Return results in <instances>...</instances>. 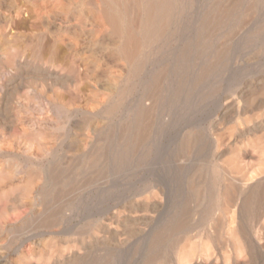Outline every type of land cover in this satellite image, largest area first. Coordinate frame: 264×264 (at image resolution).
I'll list each match as a JSON object with an SVG mask.
<instances>
[{
	"label": "rangeland",
	"instance_id": "1",
	"mask_svg": "<svg viewBox=\"0 0 264 264\" xmlns=\"http://www.w3.org/2000/svg\"><path fill=\"white\" fill-rule=\"evenodd\" d=\"M222 1L174 92L129 79L84 0H0V264H264V0Z\"/></svg>",
	"mask_w": 264,
	"mask_h": 264
},
{
	"label": "bare ground",
	"instance_id": "2",
	"mask_svg": "<svg viewBox=\"0 0 264 264\" xmlns=\"http://www.w3.org/2000/svg\"><path fill=\"white\" fill-rule=\"evenodd\" d=\"M16 1V0H15ZM44 1V0H43ZM59 1V0H58ZM62 1V0H61ZM65 1V0H64ZM74 1V0H73ZM199 0H84L86 8L78 9L76 15L80 20L88 18L92 23L95 38L109 39L113 51L128 68V76L131 81L136 77L142 78L148 85H158L163 79L169 80L174 92L180 90L189 81L193 86L200 77L201 72H196L197 63H194L192 51L199 50L202 40L208 37L211 31L213 11L215 13L216 0H205L200 4ZM222 1V0H221ZM235 1V0H234ZM20 2V1H19ZM23 2V1H22ZM21 2V3H22ZM55 2V1H54ZM71 2V1H70ZM77 2V1H76ZM223 2V1H222ZM17 3V2H16ZM37 3V2H35ZM233 3V2H232ZM11 4V3H10ZM23 4V3H22ZM30 4V3H29ZM58 4V3H57ZM70 4V3H69ZM53 5V4H52ZM224 5V4H223ZM222 5V6H223ZM241 5V4H240ZM48 6V5H47ZM62 6V5H61ZM67 6V5H66ZM243 6V4H242ZM248 6V4H247ZM3 7V6H2ZM22 7V5L20 6ZM35 7V6H34ZM43 7V6H41ZM235 7V5L233 6ZM231 7L226 13L232 11ZM240 7V6H239ZM5 8V7H4ZM63 8V7H62ZM247 8V7H246ZM18 9V8H17ZM33 9V8H32ZM44 9V8H43ZM58 9V8H56ZM220 9V8H219ZM7 10V9H6ZM66 10V8H65ZM69 10V9H68ZM221 10V9H220ZM240 10V9H239ZM39 11V9H38ZM61 11V10H60ZM59 11V12H60ZM225 11V10H224ZM241 11V10H240ZM246 11V9H245ZM244 11V12H245ZM63 12V11H62ZM68 12V11H67ZM221 12V11H220ZM247 12V11H246ZM22 13V12H21ZM61 13V12H60ZM75 13V12H74ZM6 14V13H4ZM240 14V13H238ZM1 15V14H0ZM15 15V14H14ZM21 15V14H20ZM64 15V14H63ZM68 15V14H67ZM218 15V14H217ZM223 15V14H222ZM234 15V14H233ZM246 15V13H245ZM9 16V15H8ZM40 16V15H39ZM38 16V18H40ZM44 16V15H43ZM220 16V14H219ZM235 16V15H234ZM237 16V15H236ZM243 16V15H242ZM5 17V16H4ZM10 17V16H9ZM19 17V16H18ZM31 17V16H30ZM50 17V16H49ZM63 17V16H62ZM77 17V16H76ZM221 17V16H220ZM225 17V16H223ZM221 19H224V18ZM244 17V16H243ZM1 18V17H0ZM7 18V17H6ZM16 18V17H15ZM53 18V17H52ZM51 18V19H52ZM57 18V17H56ZM59 18V17H58ZM61 18V17H60ZM65 18V17H64ZM41 19V18H40ZM48 19V18H47ZM220 19V20H221ZM231 19V18H230ZM229 19V20H230ZM233 19V18H232ZM231 19V20H232ZM9 20V19H8ZM33 20V19H32ZM57 20V19H56ZM216 20V19H215ZM235 20V19H234ZM13 21V20H12ZM35 21V20H34ZM42 21V20H41ZM44 21V20H43ZM67 21V20H66ZM72 21V20H71ZM218 21V19H217ZM45 22V21H44ZM47 22V21H46ZM49 22V21H48ZM47 22V24H48ZM51 22V21H50ZM56 22V21H55ZM64 22V21H63ZM234 22V21H233ZM232 22V23H233ZM4 23V22H3ZM13 23V22H12ZM11 23V24H12ZM32 23V22H31ZM69 23V22H68ZM215 23V21L213 22ZM218 23V22H217ZM9 24V23H7ZM14 24V23H13ZM62 24V23H61ZM81 24V23H80ZM222 24V23H221ZM49 25V24H48ZM55 25V24H52ZM69 25V24H68ZM225 25V24H224ZM233 25V24H232ZM231 25V26H232ZM16 26V25H15ZM32 26V24H31ZM59 26V25H58ZM89 26V23H88ZM230 26V27H231ZM18 27V26H17ZM43 27V25H42ZM61 27V26H60ZM82 28V27H81ZM80 28V29H81ZM219 28V27H218ZM235 28V27H234ZM14 29V27H13ZM89 29V28H88ZM91 29V27H90ZM89 29V30H90ZM217 29V28H216ZM215 29V31H216ZM2 30V29H1ZM48 30V29H47ZM58 30V29H57ZM213 30V29H212ZM224 30V29H222ZM12 31V30H11ZM49 31V30H48ZM53 31V30H52ZM81 31V30H80ZM194 31V32H193ZM20 32V31H18ZM41 32V31H40ZM26 33V32H25ZM28 33V32H27ZM56 33V32H55ZM68 33V32H66ZM82 33V32H80ZM86 33V32H85ZM242 33V32H241ZM24 34V32H23ZM84 34V33H82ZM64 35V34H63ZM220 35V34H219ZM224 35V34H222ZM1 36V35H0ZM13 36V35H12ZM76 36V35H74ZM87 38V35H85ZM17 37V36H16ZM20 37V36H19ZM30 37V36H29ZM32 38V37H31ZM209 38V37H208ZM4 39V38H3ZM10 39V38H8ZM36 39V38H35ZM41 39V38H40ZM37 40V39H36ZM57 40V39H56ZM63 40V39H62ZM67 40V39H66ZM83 40V38H82ZM5 41V40H4ZM9 41V40H8ZM13 41V40H12ZM17 41V40H16ZM14 41V42H16ZM22 41V40H21ZM25 41V40H24ZM69 41V40H68ZM86 41V39H84ZM83 41V42H84ZM34 42V41H33ZM51 42V41H50ZM79 42V41H78ZM219 42V41H218ZM18 43V42H17ZM97 43V42H96ZM104 43V42H103ZM222 43V42H221ZM32 44V43H30ZM37 44V42H36ZM39 44V43H38ZM46 44V43H45ZM50 44V43H49ZM80 44V43H79ZM105 44V43H104ZM10 45V44H8ZM68 45V44H67ZM75 45V44H74ZM13 46V45H11ZM76 46V45H75ZM83 46V45H82ZM104 46V45H103ZM223 47V45H221ZM38 47V46H37ZM70 47V46H69ZM79 47V46H78ZM99 47H101L99 45ZM229 47V46H228ZM16 48V47H15ZM18 48V47H17ZM16 48V49H17ZM33 48V47H32ZM53 48V47H52ZM219 48V47H218ZM41 49V48H40ZM110 49V48H109ZM229 49V48H228ZM15 50V49H14ZM36 50V49H35ZM44 50V49H43ZM68 50V48H67ZM74 50V49H73ZM221 50V49H220ZM227 50V49H226ZM225 50V51H226ZM13 51V50H12ZM31 51V50H30ZM52 51V50H51ZM75 51V50H74ZM80 51V50H79ZM106 51V50H104ZM16 52V51H15ZM34 52V51H33ZM36 52V51H35ZM95 52V51H94ZM40 53V52H39ZM75 53V52H74ZM98 53V52H97ZM101 53V52H100ZM38 54V53H37ZM51 54V53H50ZM105 54V52H104ZM216 54V52H215ZM13 55V54H12ZM35 55V53H34ZM97 55V54H95ZM17 56V55H16ZM24 56V55H23ZM42 56V55H41ZM72 56V55H71ZM70 56V57H71ZM215 56V55H214ZM224 56V55H223ZM69 57V56H68ZM69 57V58H70ZM73 57V56H72ZM95 57V56H94ZM17 58V57H16ZM213 58V57H212ZM29 59V58H28ZM196 59V57H195ZM222 59V57H221ZM14 60V58H13ZM216 60V59H215ZM120 61V62H121ZM13 62V61H12ZM20 62V61H19ZM119 62V61H118ZM211 62V61H210ZM209 62V63H210ZM216 62V61H215ZM17 63V62H16ZM15 63V64H16ZM76 63V62H75ZM122 63V62H121ZM19 64V63H18ZM79 64V63H78ZM208 64V63H206ZM212 64V63H211ZM210 64V65H211ZM20 65V64H19ZM58 65V64H57ZM107 65V64H106ZM243 65V64H242ZM78 66V65H77ZM124 66V65H123ZM150 66V67H149ZM207 66V65H205ZM1 67V66H0ZM20 67V66H19ZM104 67V66H103ZM107 67V66H106ZM202 67V66H201ZM209 67V66H208ZM108 68V67H107ZM207 68V67H206ZM1 69V68H0ZM4 69V68H3ZM120 69V68H119ZM124 69V68H123ZM205 69V67H204ZM203 69V70H204ZM6 70V69H5ZM14 70V69H13ZM12 70V71H13ZM126 70V69H125ZM210 70V68H209ZM7 71V70H6ZM120 71V70H119ZM191 71L195 75L192 79L186 78ZM15 72V71H14ZM62 72V71H61ZM123 72V71H122ZM2 72H0L1 74ZM8 73V72H7ZM30 73V72H29ZM121 73V72H120ZM205 73V72H204ZM28 74V73H27ZM67 74V73H66ZM226 74V73H225ZM6 75V74H5ZM8 75V74H7ZM25 75V74H24ZM35 75V74H33ZM82 75V74H81ZM91 75V74H90ZM97 75V74H96ZM21 76V75H20ZM19 76V77H20ZM41 76V75H40ZM39 76V77H40ZM92 76V75H91ZM87 77V76H86ZM104 77V76H102ZM108 78V76H106ZM105 77V78H106ZM116 77V76H115ZM203 77V76H202ZM3 78V76H2ZM57 78V77H56ZM110 78V77H109ZM117 78V77H116ZM205 78V77H204ZM26 79V78H25ZM62 79V78H61ZM81 79V78H80ZM93 79V78H92ZM200 79V78H199ZM203 79V78H202ZM69 80V79H68ZM72 80V79H71ZM56 81V80H55ZM54 81V82H55ZM118 81V80H117ZM19 82V81H18ZM63 82V81H62ZM66 82V81H65ZM71 81H68L70 83ZM103 82V81H102ZM141 82V81H140ZM15 83V82H14ZM77 84V83H76ZM94 84V83H93ZM61 85V84H60ZM118 85V84H117ZM69 86V84H68ZM72 86V85H71ZM91 86V85H90ZM16 87V86H15ZM157 87V86H156ZM159 87V86H158ZM157 87V88H158ZM1 88V87H0ZM138 88V87H136ZM141 88V87H140ZM59 89V88H58ZM57 89V90H58ZM65 89V88H64ZM241 89V88H240ZM2 90V89H1ZM0 90V92H1ZM13 90V89H12ZM46 90V89H45ZM54 90V89H53ZM67 90V89H66ZM77 90V89H76ZM139 90V89H138ZM153 90V89H152ZM160 90V89H157ZM33 91V90H32ZM114 91V90H113ZM148 91V90H147ZM146 91V92H147ZM247 91V90H246ZM11 92V91H10ZM56 92V91H55ZM9 93V92H8ZM37 93V92H36ZM64 93V92H63ZM75 93V92H74ZM82 93V92H80ZM85 93V92H84ZM106 93V92H104ZM161 93V92H160ZM187 93V92H186ZM83 94V93H82ZM110 94V93H109ZM232 94V93H231ZM50 95V94H49ZM53 95V94H52ZM68 95V94H67ZM79 95V94H78ZM89 95L90 92H89ZM237 95V94H236ZM246 95V94H245ZM39 96V95H37ZM54 96V95H53ZM84 96V95H82ZM140 96V95H139ZM145 96V95H144ZM155 96V95H154ZM85 97V96H84ZM88 97V96H87ZM86 97V98H87ZM152 97V95H151ZM258 97V96H257ZM26 98V97H25ZM73 98V97H72ZM92 98V96H91ZM110 98V97H109ZM160 98V97H159ZM227 99V98H226ZM225 99V100H226ZM240 99V98H239ZM44 100V99H43ZM49 100V99H48ZM73 100V99H72ZM157 100V99H156ZM160 100V99H159ZM163 100V99H162ZM223 100V99H222ZM61 101V100H60ZM59 101V102H60ZM96 101V100H95ZM122 101V100H121ZM18 102V100H17ZM21 102V101H19ZM74 102V101H73ZM76 102V101H75ZM148 102H150L148 100ZM229 102V101H227ZM34 103V102H33ZM51 103V102H50ZM78 103V102H77ZM114 103V102H113ZM152 103V101L150 102ZM154 103V102H153ZM156 103V102H155ZM237 103V102H236ZM18 104V103H17ZM69 104V103H68ZM100 104V103H99ZM225 104V102H224ZM143 105V104H142ZM151 105V104H150ZM149 105V106H150ZM207 105V104H206ZM253 105V104H252ZM4 106V104H3ZM51 106V105H50ZM122 106V105H121ZM126 106V105H125ZM138 106V105H137ZM146 106V105H145ZM180 106V105H179ZM238 106V105H237ZM62 107V106H61ZM81 107V106H80ZM152 107V106H151ZM66 108V107H65ZM76 108V107H75ZM98 108V107H97ZM103 108V107H102ZM126 108V107H125ZM141 108V107H140ZM150 108V107H149ZM234 108V107H233ZM236 108V107H235ZM19 109V108H18ZM17 109V110H18ZM83 109V108H82ZM160 109V108H159ZM251 109V108H249ZM264 109V108H263ZM39 110V109H38ZM68 110V109H67ZM71 110V109H70ZM85 110V109H83ZM140 110V109H139ZM150 110V109H149ZM234 110V109H232ZM259 110V109H258ZM261 110V109H260ZM55 111V110H54ZM97 111V110H96ZM108 111V110H107ZM119 111V110H118ZM146 111V110H145ZM144 111V112H145ZM152 111V110H151ZM161 111V110H160ZM252 111V110H251ZM249 111V113H251ZM91 112V111H90ZM106 112V111H105ZM143 112V114H144ZM150 112V111H149ZM165 112V111H164ZM221 112V111H220ZM219 112V113H220ZM264 112V111H263ZM124 113V112H123ZM140 113V111L138 112ZM169 113V112H168ZM166 113V114H168ZM198 113V112H197ZM254 113V112H253ZM262 113V112H261ZM45 114V113H43ZM47 114V113H46ZM95 114V113H94ZM149 114V113H148ZM170 114V113H169ZM239 114V113H238ZM77 115V114H76ZM80 115V114H79ZM151 115V114H150ZM255 115V113L253 114ZM17 116V115H16ZM48 116V115H47ZM97 116V115H96ZM148 116V115H147ZM42 117V116H41ZM57 117V116H56ZM139 117V116H137ZM225 117V115H224ZM256 117V116H255ZM31 118V117H29ZM79 118V116H78ZM135 118V117H134ZM149 118V117H148ZM249 118V117H248ZM261 118V117H260ZM129 119V118H128ZM138 119V118H137ZM151 119V118H150ZM222 119V118H221ZM240 119V118H239ZM28 120V119H27ZM37 120V119H36ZM71 120V117L70 119ZM135 120V119H134ZM143 120V119H139ZM138 120V121H139ZM148 120V119H147ZM256 120V119H255ZM29 121V120H28ZM43 121V120H41ZM49 121V120H48ZM73 121V120H72ZM102 121V120H101ZM136 120V122H138ZM146 121V120H145ZM222 121V120H221ZM242 121V120H240ZM44 122V121H43ZM110 122V121H109ZM132 122V121H131ZM147 122V121H146ZM145 122V123H146ZM256 122V121H255ZM52 123V122H51ZM87 123V122H86ZM97 123V122H96ZM165 123V122H164ZM254 123V121H253ZM44 124V123H43ZM78 124V123H77ZM135 124V123H134ZM148 124V123H147ZM94 125V124H92ZM115 125V124H114ZM138 125V124H137ZM220 125V124H219ZM244 125V124H243ZM258 125V124H257ZM39 126V125H38ZM59 126V125H58ZM65 126V125H64ZM73 126V125H72ZM83 126V125H82ZM140 126V125H139ZM138 126V127H139ZM149 126V125H148ZM249 126V125H248ZM43 127V126H42ZM48 127H51L48 126ZM62 127V126H60ZM68 127V126H67ZM93 127V126H92ZM134 127V125H133ZM244 127V126H242ZM54 128V127H53ZM56 128V127H55ZM58 128V127H57ZM73 128V127H72ZM81 128V127H79ZM102 128V127H100ZM110 128V127H109ZM127 128V127H126ZM219 128V127H218ZM24 129V128H23ZM69 129V128H68ZM86 129V128H85ZM90 129V128H89ZM111 129V128H110ZM125 129V128H124ZM137 129V127L135 128ZM142 129V127H141ZM260 129V128H259ZM262 129V128H261ZM76 130V129H75ZM107 130V128H106ZM113 130V129H112ZM129 130V129H127ZM229 130V129H228ZM43 131V130H42ZM48 131V130H47ZM89 131V130H88ZM87 131V132H88ZM104 131V130H103ZM123 131V129H122ZM255 131V130H254ZM260 131V130H259ZM100 132V131H99ZM120 132V131H119ZM118 132V133H119ZM127 132V131H126ZM125 132V133H126ZM214 132V131H213ZM239 132V131H238ZM264 132V131H263ZM39 133V132H38ZM53 133V132H52ZM75 133V132H74ZM258 133V132H257ZM68 134V132H67ZM89 134V132L87 133ZM105 134V133H104ZM132 134V133H131ZM130 134V135H131ZM136 134V132H135ZM142 134V133H141ZM147 134V133H146ZM230 134V133H229ZM255 134V133H253ZM45 135V134H44ZM66 135V134H65ZM73 135V134H72ZM82 135V134H81ZM102 135V134H101ZM121 135V133H120ZM193 135V134H192ZM252 135V134H251ZM250 135V136H251ZM40 136V135H39ZM94 136V135H93ZM97 136V135H96ZM147 136V135H146ZM246 136V135H245ZM254 136V135H253ZM21 137V136H20ZM25 137V135H24ZM91 137V136H90ZM110 137V136H109ZM124 137V136H123ZM138 137V136H137ZM197 137V136H196ZM215 137V135H214ZM260 137V136H259ZM30 138V137H29ZM78 138V137H77ZM95 138V137H94ZM97 138V137H96ZM125 138V137H124ZM135 138V137H134ZM150 138V136H149ZM216 138V137H215ZM242 138V137H241ZM246 138V137H245ZM258 138V137H257ZM99 139V138H98ZM97 139V140H98ZM141 139V138H140ZM144 139V138H143ZM201 139V138H200ZM234 139V136H233ZM64 140V139H63ZM134 140V139H133ZM132 140V142H133ZM236 140V139H235ZM234 140V141H235ZM242 140V139H241ZM253 140V139H252ZM251 140V141H252ZM32 141V140H31ZM40 141V140H39ZM84 141V140H83ZM93 141V140H92ZM123 141V140H122ZM125 141V140H124ZM142 141V140H141ZM144 141V140H143ZM214 141V140H213ZM240 141V139H239ZM244 141V140H243ZM29 142V141H28ZM41 142V141H40ZM81 142V141H80ZM89 142V141H88ZM138 142V141H137ZM246 142V141H245ZM72 143H74L72 141ZM83 143V142H82ZM139 143V142H138ZM228 143V142H227ZM238 143V142H237ZM253 143V142H252ZM63 144V142H62ZM95 144V143H94ZM100 144V143H99ZM108 144V143H107ZM116 144V143H115ZM142 145L141 143H139ZM248 144V143H247ZM139 145V146H140ZM165 145V144H163ZM244 145V144H242ZM41 146V145H40ZM77 146V145H76ZM80 146V145H79ZM93 146V144H92ZM117 146V145H116ZM115 146V147H116ZM138 146V145H137ZM181 146V145H180ZM226 146V145H225ZM70 147V145H69ZM101 147V146H100ZM179 147V146H178ZM248 147V146H247ZM23 148V147H22ZM79 148V147H77ZM83 148V147H82ZM91 148V147H90ZM215 148V147H214ZM238 148V147H237ZM262 148V147H261ZM44 149V148H43ZM108 149V148H107ZM130 149V147H129ZM138 149V148H137ZM181 149V148H180ZM179 149V151H180ZM235 149V148H234ZM243 149V148H242ZM247 149V148H246ZM178 150V149H177ZM67 151V150H66ZM70 152V150H68ZM67 151V152H68ZM92 151V150H91ZM121 151V150H120ZM135 151V150H134ZM214 151V150H213ZM245 151V149H244ZM44 152V151H43ZM72 152V151H71ZM79 152V151H78ZM94 152V150H93ZM108 152V151H107ZM251 152V151H250ZM80 153V152H79ZM114 153V152H113ZM116 153V152H115ZM125 153V152H124ZM127 153V152H126ZM132 153V152H131ZM231 154V152H229ZM234 153V152H233ZM245 153V152H244ZM92 154V152H91ZM105 154V153H104ZM226 154V153H223ZM40 155V154H38ZM70 155V154H69ZM120 155V154H119ZM245 155V154H244ZM17 156V155H16ZM31 156V155H30ZM108 156V155H107ZM131 156V155H130ZM256 156V155H255ZM80 157V156H79ZM261 157V156H260ZM65 158V157H64ZM78 158V157H77ZM126 158V157H125ZM54 159V158H53ZM229 159V158H228ZM233 159V157H232ZM256 159V158H255ZM254 159V160H255ZM25 160V159H24ZM29 160V159H28ZM59 160V159H58ZM65 160V159H64ZM105 160V159H104ZM230 160V159H229ZM235 160V159H234ZM37 161V160H36ZM50 161V160H48ZM107 161V160H106ZM236 161V160H235ZM74 162V160H73ZM232 162V161H230ZM252 162V161H250ZM260 162V161H258ZM36 163V162H35ZM57 163V162H56ZM101 163V162H100ZM7 164V163H6ZM46 164V163H45ZM52 164V163H51ZM70 164V163H69ZM99 164V163H98ZM234 164V163H233ZM3 165V164H2ZM39 165V163H38ZM47 165V164H46ZM55 165V164H54ZM58 165V164H57ZM263 165V163H262ZM22 166V165H21ZM20 166V167H21ZM36 166V165H35ZM78 166V165H77ZM82 166V165H81ZM105 166V165H104ZM226 166V165H225ZM3 167V166H1ZM15 167V166H14ZM70 167V166H69ZM80 167V166H78ZM101 167V166H100ZM235 167V165H234ZM239 167V166H238ZM7 168V167H6ZM47 168V167H46ZM55 168V167H54ZM76 167H74L75 170ZM107 168V167H106ZM247 168V167H246ZM38 169V168H37ZM56 169V168H55ZM70 169V168H69ZM94 169V168H93ZM104 169V167H103ZM102 169V170H103ZM227 169V168H226ZM260 169V167H259ZM48 170V169H46ZM45 170V171H46ZM77 170V169H76ZM79 170V169H78ZM96 170V169H95ZM98 170V169H97ZM237 170V169H236ZM239 170V169H238ZM24 171V170H22ZM40 171V170H39ZM55 171V170H54ZM53 171V172H54ZM62 171V170H61ZM67 171V170H66ZM65 171V173H66ZM72 171V170H71ZM92 171V170H91ZM230 171V170H229ZM16 172V169L14 170ZM49 172V171H48ZM52 172V173H53ZM77 172V171H76ZM89 172V171H88ZM87 172V173H88ZM101 172V170H100ZM223 172V171H222ZM19 173V172H18ZM40 173V172H39ZM51 173V174H52ZM224 173V172H223ZM260 173V172H259ZM34 174V173H33ZM50 174V173H49ZM83 174V173H82ZM226 174V173H224ZM239 174V173H238ZM245 174V173H243ZM254 174V173H253ZM258 174V173H256ZM262 174V173H261ZM260 174V175H261ZM14 175V174H13ZM41 175V174H40ZM64 175V174H63ZM86 175V174H85ZM88 175V174H87ZM86 175V176H87ZM227 175V174H226ZM232 175V174H231ZM27 176V175H26ZM62 176V175H60ZM80 176V175H79ZM84 176V175H82ZM85 176V177H86ZM98 176V175H97ZM257 176V175H256ZM24 177V176H23ZM228 177V176H226ZM254 177V175H253ZM4 178V177H3ZM22 178V177H21ZM42 178V176H41ZM60 178V177H59ZM67 178V177H66ZM230 178V177H229ZM257 178V177H256ZM7 179V178H6ZM88 179V178H87ZM236 179V178H235ZM245 179V177H244ZM20 180V179H19ZM42 180V179H41ZM40 180V181H41ZM54 180V179H51ZM50 180V181H51ZM86 180V179H85ZM9 181V180H8ZM55 181V180H54ZM6 182V181H5ZM12 182V181H11ZM29 182V181H28ZM43 182V180H42ZM226 182V181H225ZM231 182V181H230ZM22 183V182H21ZM27 183V182H26ZM35 183V180H34ZM74 183V182H73ZM72 183V184H73ZM250 183V182H249ZM31 184V181L29 182ZM46 184V183H45ZM71 184V183H70ZM223 184V183H222ZM221 184V185H222ZM227 184V183H226ZM5 185V184H3ZM28 185V184H27ZM50 185V184H49ZM61 185V184H60ZM34 186V185H33ZM53 186V185H52ZM44 187V186H43ZM48 187V186H47ZM46 187V188H47ZM232 187V186H231ZM30 188V187H29ZM40 188V187H39ZM45 188V187H44ZM27 189V188H26ZM31 189V188H30ZM37 189V188H36ZM55 190V188H53ZM64 189V188H63ZM78 189V188H77ZM227 189V188H226ZM23 190V189H22ZM66 190V189H65ZM71 190V189H70ZM80 190V189H79ZM76 191V190H75ZM78 191V190H77ZM223 191V190H222ZM231 191V190H230ZM234 191V190H233ZM28 192V191H27ZM47 192V191H46ZM82 192V191H80ZM87 192V191H86ZM33 193V192H32ZM48 193V192H47ZM84 193V192H83ZM20 194V193H19ZM35 194V193H34ZM33 194V195H34ZM45 194V192H44ZM67 194V193H66ZM71 194V193H70ZM82 194V193H81ZM222 194V192H221ZM227 195V194H226ZM30 196V195H29ZM28 196V197H29ZM259 196V195H258ZM50 197V196H48ZM80 197V196H79ZM55 198V197H54ZM224 199V198H223ZM226 199V198H225ZM37 200V199H36ZM53 200V199H52ZM56 200V199H55ZM157 200V199H156ZM222 201V200H221ZM58 202V201H57ZM69 202V201H67ZM74 202V201H73ZM223 202V201H222ZM65 203V202H64ZM42 204V203H41ZM235 204V203H234ZM71 205V204H70ZM56 206V205H55ZM66 206V205H65ZM231 206V205H230ZM222 207V205H221ZM63 208V207H62ZM72 208V207H71ZM53 209V208H52ZM48 210V209H47ZM64 210V209H63ZM38 211V210H37ZM45 211V209H44ZM60 211V210H59ZM50 212V210H49ZM236 212V211H235ZM45 213V212H44ZM64 213V212H63ZM68 213V212H67ZM225 215V214H224ZM228 215V213H227ZM230 215V214H229ZM42 216V215H41ZM52 216V215H51ZM50 216V217H51ZM232 216V215H231ZM234 216V215H233ZM57 217V216H56ZM61 217V216H60ZM59 218V217H58ZM63 218V217H62ZM229 218V217H228ZM46 220V219H45ZM231 220V219H230ZM42 221V220H41ZM53 221V220H51ZM185 221V220H184ZM53 223V222H52ZM41 224V223H40ZM39 224V225H40ZM233 224V223H232ZM239 224V222H238ZM3 225V224H2ZM228 225V224H227ZM43 226V225H42ZM45 226V224H44ZM53 227V226H52ZM50 228V227H49ZM236 228V227H235ZM111 231V230H109ZM113 231V230H112ZM239 231V230H238ZM235 232V231H234ZM218 234V233H217ZM258 234V233H257ZM232 235V234H231ZM247 237V236H246ZM231 238V237H230ZM215 239V238H214ZM240 239V237H239ZM244 244V243H243ZM234 246V245H233ZM196 247V246H195ZM247 247V246H246ZM199 248V247H198ZM206 248V247H205ZM204 248V249H205ZM81 250V249H80ZM78 250V251H80ZM199 251V250H198ZM191 252V251H190ZM247 252V251H246ZM192 253V252H191ZM197 253V252H196ZM214 253V252H213ZM212 253V254H213ZM235 253V252H234ZM182 254V253H181ZM198 254V253H197ZM204 254V253H203ZM237 254V252H236ZM241 254V253H240ZM69 255V254H68ZM193 255V254H192ZM230 255V254H228ZM233 255V254H232ZM246 255V254H245ZM186 256V255H185ZM75 257V256H74ZM189 257V256H187ZM245 257V256H244ZM250 257V256H249ZM248 257V258H249ZM195 258V257H194ZM233 258V257H232ZM187 259V258H186ZM209 259V258H208ZM253 259V258H252ZM249 260V259H248ZM185 261V260H184ZM187 262V261H186Z\"/></svg>",
	"mask_w": 264,
	"mask_h": 264
}]
</instances>
